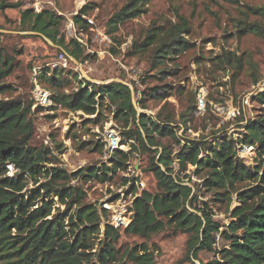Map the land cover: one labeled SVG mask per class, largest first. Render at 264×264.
Wrapping results in <instances>:
<instances>
[{
  "label": "trees",
  "instance_id": "trees-1",
  "mask_svg": "<svg viewBox=\"0 0 264 264\" xmlns=\"http://www.w3.org/2000/svg\"><path fill=\"white\" fill-rule=\"evenodd\" d=\"M148 1L129 0L107 20V34L115 40L113 35L118 25L140 16ZM225 1L237 3V0ZM20 8L19 2L0 1V12ZM88 10L85 5L72 17V22L82 32L88 29L83 19ZM249 11L255 16H264V8H249ZM59 21L61 18L54 12L34 14L25 9L20 12L19 25L22 31L39 33L50 39L78 61L86 58L83 46L76 39L68 43L63 38L57 39ZM239 25L238 36L264 35V27L260 25L244 21ZM188 33L189 27L183 18L168 26H152L145 39L132 44L130 55L149 53L151 69L155 70L189 47L185 39ZM226 63L230 64V58ZM13 69L14 61L0 46V264H154L153 253L145 245L120 254L115 248L120 227L104 221L107 211L85 203L83 190L70 185L74 178L110 183L114 174L126 170L127 160L133 153L147 156L145 171L153 177L156 192H142L133 199L129 208L130 223L123 229L124 233L144 240L165 228L173 235L185 234L190 264L195 261L199 264H264V91L255 98L262 107L261 112L245 122L247 140H233L223 135L215 136L210 142L203 138L176 137L171 127L172 119L168 117L156 116L153 120L141 115L138 120L131 92L121 83H87L86 88L69 95L56 93L52 101L71 111L101 117V109L110 105L114 107L115 117L124 122L126 128L130 121L133 122V128L122 134V145L130 147L128 152L116 149L108 164L69 174L55 166L52 152L31 147L33 125L28 118L29 107L1 97L9 91L5 79ZM165 73L157 75L163 79ZM67 78L63 70L46 69L38 76L40 82L53 88L69 84ZM143 94L146 99L159 102L169 97L170 85L155 86ZM162 140H171L177 148L176 153L171 145L161 143ZM238 146L251 147L255 151L259 158L256 167H249L238 157ZM100 147L102 149V145ZM175 161L177 170L172 167ZM7 166L15 170L11 177L7 175ZM187 166L194 168L193 176L199 178V184L192 182L188 175L182 176ZM29 181L33 185L30 189ZM201 190L211 193L210 202L227 205L228 224L212 220L207 202H200L198 207L197 194ZM52 197L57 198L64 210L50 216ZM233 200L236 206L229 210ZM216 235L223 243L217 249L214 247ZM200 252L218 258L202 263L198 260Z\"/></svg>",
  "mask_w": 264,
  "mask_h": 264
},
{
  "label": "rangeland",
  "instance_id": "rangeland-1",
  "mask_svg": "<svg viewBox=\"0 0 264 264\" xmlns=\"http://www.w3.org/2000/svg\"><path fill=\"white\" fill-rule=\"evenodd\" d=\"M53 1L54 9L51 10L61 18L57 39L63 38L65 43L74 39L73 33L68 31L72 17L87 5L89 10L85 17L94 25H88L87 31L83 32L75 26L77 32H82L81 40L86 44L83 56L86 58L78 61L45 36L20 30L22 8L0 12V46L14 61L13 72L5 79L9 91L1 97L29 107L28 118L33 125L30 145L52 152L55 166L71 174L82 168L108 164L116 149L130 150L128 145H122V134L133 128V122L130 121L126 128L125 123L115 117L113 106H104L102 116L97 117L71 111L52 101L54 94L69 95L86 88L87 83L125 85L131 92L138 120L141 115L153 120L156 116L168 117L172 119L171 127L178 138H203L210 142L215 136L225 135L233 140H247L245 122L259 114L262 108L255 98L264 91V35L238 36L237 30L242 21L264 27V16H255L249 11V8L263 10L264 0H237L236 4L225 0H149L142 7L140 16L118 25L113 35L115 40L107 34L106 22L129 0ZM179 18H183L189 27L185 39L190 45L185 51L177 53L171 61L155 70L151 69L149 53L130 55L132 44L145 39L152 26L175 24ZM60 54L65 61L60 60ZM229 58L230 64L227 65ZM46 69L63 70L70 83L53 88L40 82L38 76ZM162 71L166 73L160 79L157 73ZM165 84L170 85L169 97L159 102L146 99L143 93L147 89ZM161 143H168L176 153L177 148L171 140H162ZM236 152L249 167L258 165L259 158L251 147L238 146ZM147 162V156L133 153L127 160L126 170L114 174L110 183L74 178L70 185L83 190L85 203L107 211L104 221L120 227V236L115 243L120 254L145 245L153 253L154 264H190L186 245L188 236L185 234L173 235L165 228L144 240L123 231L130 223L129 208L133 199L142 192H156L153 177L145 171ZM172 167L178 169L176 161ZM7 170L9 177L15 173L11 166H7ZM193 171L194 168L187 166L182 176L188 175L192 182L199 184L201 181L193 176ZM28 187H33L31 181ZM210 199L211 193L201 190L197 194L198 207L200 202H207L212 220L221 225L228 224L227 205L210 202ZM52 200L50 216L64 210L57 198L52 197ZM235 206L233 200L229 210ZM215 241L216 249L223 244L218 235ZM217 258L207 252L198 254L202 263H211Z\"/></svg>",
  "mask_w": 264,
  "mask_h": 264
},
{
  "label": "built area",
  "instance_id": "built-area-1",
  "mask_svg": "<svg viewBox=\"0 0 264 264\" xmlns=\"http://www.w3.org/2000/svg\"><path fill=\"white\" fill-rule=\"evenodd\" d=\"M18 2V0H17ZM19 3L21 5V8L23 10L28 9L31 10L34 14H40L44 11H51L52 8L54 9V1L53 0H19ZM83 19L86 21L87 25L93 26L94 23L92 20L87 19L86 17H83ZM69 30L74 35V39L81 44L82 46H86V44H83L82 42V32H77L75 29V25L73 22H70L68 24ZM60 60L65 61V57L63 54H60L59 56Z\"/></svg>",
  "mask_w": 264,
  "mask_h": 264
},
{
  "label": "water",
  "instance_id": "water-1",
  "mask_svg": "<svg viewBox=\"0 0 264 264\" xmlns=\"http://www.w3.org/2000/svg\"><path fill=\"white\" fill-rule=\"evenodd\" d=\"M195 264H198V263H196V261H195Z\"/></svg>",
  "mask_w": 264,
  "mask_h": 264
}]
</instances>
